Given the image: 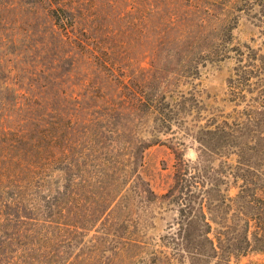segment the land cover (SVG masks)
Here are the masks:
<instances>
[{"label":"rangeland","instance_id":"rangeland-1","mask_svg":"<svg viewBox=\"0 0 264 264\" xmlns=\"http://www.w3.org/2000/svg\"><path fill=\"white\" fill-rule=\"evenodd\" d=\"M256 187L264 0H0V264H223Z\"/></svg>","mask_w":264,"mask_h":264},{"label":"trees","instance_id":"trees-1","mask_svg":"<svg viewBox=\"0 0 264 264\" xmlns=\"http://www.w3.org/2000/svg\"><path fill=\"white\" fill-rule=\"evenodd\" d=\"M261 190V188L256 187L250 201L255 205L258 214L244 221L245 223L239 227L241 235L235 238L234 243L230 245L231 247L226 250L220 247L223 264H230L232 254L247 256L251 252H264V191ZM252 228L255 230L251 231ZM224 255H227V257Z\"/></svg>","mask_w":264,"mask_h":264}]
</instances>
